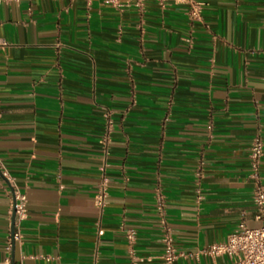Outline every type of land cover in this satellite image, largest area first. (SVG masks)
Segmentation results:
<instances>
[{
  "label": "crops",
  "instance_id": "crops-1",
  "mask_svg": "<svg viewBox=\"0 0 264 264\" xmlns=\"http://www.w3.org/2000/svg\"><path fill=\"white\" fill-rule=\"evenodd\" d=\"M194 1L0 2V262L163 264L167 226L173 264H228L203 249L264 223V0Z\"/></svg>",
  "mask_w": 264,
  "mask_h": 264
},
{
  "label": "built area",
  "instance_id": "built-area-1",
  "mask_svg": "<svg viewBox=\"0 0 264 264\" xmlns=\"http://www.w3.org/2000/svg\"><path fill=\"white\" fill-rule=\"evenodd\" d=\"M1 1L2 0H0V2ZM86 1L90 2L91 0ZM131 1L141 4L144 0H105L106 3L116 8L123 7ZM175 1L189 4L191 6V15H199L200 3L195 2L194 0ZM4 44L5 41L0 38V45ZM261 154L262 143L260 138L255 136L251 141L249 149L251 166L254 170L257 169ZM6 178L11 189V206L9 214L12 215V212L14 213V225L13 231L10 233V238L16 239L18 237L17 225L26 217L27 213L26 196L18 189L13 180L8 177ZM106 196V179L102 178L93 197L94 204L100 211L105 205ZM252 198L258 211H261L262 207H264V187L257 185L254 189ZM257 218H260V215H257ZM101 232V230H98V234H101ZM129 237H132V235L130 234ZM161 244L162 253L160 258L163 264H173V262L182 255L175 249L170 229L167 226H163ZM203 252L210 256L226 255L229 258L228 264H264V223L258 227L249 228L245 226L243 222H240L224 241L207 246L203 249ZM0 264H10V262L8 259H5L3 262H0Z\"/></svg>",
  "mask_w": 264,
  "mask_h": 264
},
{
  "label": "water",
  "instance_id": "water-1",
  "mask_svg": "<svg viewBox=\"0 0 264 264\" xmlns=\"http://www.w3.org/2000/svg\"><path fill=\"white\" fill-rule=\"evenodd\" d=\"M13 225H14V213L12 212V215H11V225H10V231H11V233L13 231ZM11 264H13V263H11Z\"/></svg>",
  "mask_w": 264,
  "mask_h": 264
}]
</instances>
